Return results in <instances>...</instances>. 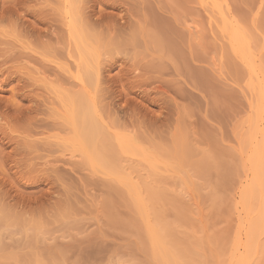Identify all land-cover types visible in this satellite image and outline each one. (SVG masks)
<instances>
[{"label":"rangeland","instance_id":"1","mask_svg":"<svg viewBox=\"0 0 264 264\" xmlns=\"http://www.w3.org/2000/svg\"><path fill=\"white\" fill-rule=\"evenodd\" d=\"M69 1L0 0V264H264V0Z\"/></svg>","mask_w":264,"mask_h":264},{"label":"bare ground","instance_id":"2","mask_svg":"<svg viewBox=\"0 0 264 264\" xmlns=\"http://www.w3.org/2000/svg\"><path fill=\"white\" fill-rule=\"evenodd\" d=\"M68 2H69V4H71L70 2L71 1H69V0H67ZM67 2V3H68ZM72 9V8H71ZM70 9V10H71ZM76 9V8H75ZM75 9H73V10H75ZM69 10V9H68ZM74 12V11H73ZM76 12V11H75ZM74 18V17H73ZM71 21L73 22V20H72V18H71ZM76 21V20H75ZM1 23V22H0ZM73 25V28L72 29H74L75 27L76 28H78L77 26H75V25H77V23H73L72 24ZM71 25V26H72ZM79 26V25H78ZM80 27V26H79ZM81 29L83 28V27H80ZM80 28H78V29H80ZM77 31V30H76ZM79 31V30H78ZM77 33V32H76ZM88 49H90V48H88ZM92 50V49H91ZM89 51V50H88ZM86 52V51H85ZM89 52H91V51H89ZM87 71H88V69H87ZM93 73V72H92ZM94 74V73H93ZM93 74H91L90 72H87V77L88 78H93L92 77V75ZM95 75V74H94ZM97 75V74H96ZM98 76V75H97ZM95 77V76H94ZM84 97V96H83ZM81 98V97H80ZM86 99V98H85ZM78 101H79V98H78ZM82 101V100H81ZM83 101H84V99H83ZM83 101L80 103L79 102V104H80V108L76 111V110H74V113L72 112V120L73 121H75V123H74V130L75 131H77L78 133V136L80 137V138H82V141H83V146L82 147H80V149H79V151L81 150V152L84 154V152H86L87 150L88 151H90V154L88 153V152H86V153H88V154H86L89 158H92V160L96 163V164H100V166L102 165V166H105V168L106 167H110V164H112V163H114L115 161H116V156H117V152L115 153L111 148H109V146L108 147H106L105 148V146H101V147H104V149L105 150H103L102 148L100 149L99 147L97 148V142H99L100 143V140L98 141V138H101L102 137V135L103 136H105V134H103V132L101 131V130H103V128H102V126H97V120H94V118L96 119V117H95V114H93L92 113V110H90L91 109V107H90V104H88V106H86V105H84V103H83ZM86 104V103H85ZM78 107V106H77ZM74 109H76L75 107H74ZM93 109V108H92ZM94 111V110H93ZM95 112V111H94ZM70 115V116H71ZM70 118V117H69ZM70 120V119H69ZM93 121H95L94 123L96 124H93ZM76 128V129H75ZM101 132V133H100ZM99 134H102V135H100L101 137H99L98 135ZM97 136H98V138H97ZM107 136V135H106ZM106 136H105V138H106ZM78 137V138H79ZM79 138V139H80ZM123 139V138H122ZM101 140H107V138L106 139H102L101 138ZM124 140V139H123ZM123 140H122V142H123ZM96 141V142H95ZM125 141V140H124ZM82 143V142H81ZM80 143V144H81ZM95 143H96V146H94L95 145ZM102 143V142H101ZM103 144V143H102ZM104 144H105V142H104ZM120 144H122L121 142H120ZM108 145V144H107ZM98 146H99V144H98ZM125 146V145H124ZM87 148V150H84L85 148ZM114 147V146H113ZM83 148V149H82ZM89 148V149H88ZM108 148V149H107ZM78 150V149H77ZM82 150H84V152L82 151ZM91 156V157H90ZM88 158V159H89ZM106 158H110V160H108V162L109 163H106ZM115 164V163H114ZM116 166V165H115ZM111 167H112V165H111ZM112 168H114V166L112 167ZM110 170H112V169H110ZM119 177V176H118ZM122 177V176H121ZM68 243H70V241L69 242H66V244L69 246L70 244H68ZM34 244V243H33ZM64 244V243H63ZM71 245H72V243H71ZM35 246H36V242H35ZM49 247V246H48ZM65 247H67V246H65ZM155 249V251H156V249L157 248H154ZM157 250H159V249H157ZM161 257V256H160Z\"/></svg>","mask_w":264,"mask_h":264}]
</instances>
